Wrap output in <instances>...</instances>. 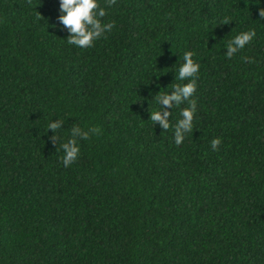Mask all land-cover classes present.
<instances>
[{
    "label": "trees",
    "instance_id": "trees-1",
    "mask_svg": "<svg viewBox=\"0 0 264 264\" xmlns=\"http://www.w3.org/2000/svg\"><path fill=\"white\" fill-rule=\"evenodd\" d=\"M99 3L115 27L83 49L58 25L60 0H0V264H264V0ZM187 51L197 111L178 146L187 102L155 98L188 82Z\"/></svg>",
    "mask_w": 264,
    "mask_h": 264
},
{
    "label": "clouds",
    "instance_id": "clouds-1",
    "mask_svg": "<svg viewBox=\"0 0 264 264\" xmlns=\"http://www.w3.org/2000/svg\"><path fill=\"white\" fill-rule=\"evenodd\" d=\"M31 5L32 0H28ZM117 4V0H106V6L112 7ZM60 13L58 17V25L67 29L69 36L66 39L69 45L76 46L77 48H91L95 42L103 37L105 33L110 32L115 27V22L102 23V18L107 15L105 7H102L99 0H60ZM259 17L264 20V7L259 9ZM37 19H44V17L37 12ZM222 24L231 23L230 18L225 17L221 22ZM256 36V31L250 30L241 32L233 39L228 41L227 57L230 59L238 51L245 48L250 44ZM194 53L187 51L183 55V63L178 68V75L176 79L180 81H188L185 84H176L173 86L171 94L160 92L155 100L158 104H162L166 108L176 107L179 108L182 104L187 102L186 107L180 109V119L175 124L174 139L176 145H181L185 139V133L193 131V121L197 111V100L192 97L197 90V78L200 70V65L193 59ZM246 63H253L251 58L245 57ZM175 102V104H173ZM172 113L159 108V110L151 111L150 121L154 124L159 122L163 129L168 131L172 125L170 124L169 117ZM63 121L49 123L48 129L57 130ZM101 129L98 127L90 128L87 132H81L79 128L72 130L73 136L80 135L82 139H90L91 135H99ZM53 143L60 140L59 136L52 137ZM222 143L221 138H214L211 140V148L213 151H218ZM62 150L64 155L61 157L62 163L65 167H70L77 161L80 148L78 141L75 138L68 139L66 142L60 144L57 151Z\"/></svg>",
    "mask_w": 264,
    "mask_h": 264
}]
</instances>
